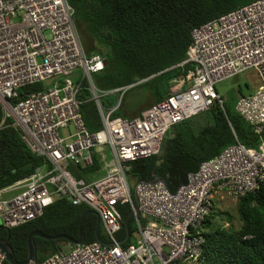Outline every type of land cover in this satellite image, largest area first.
Here are the masks:
<instances>
[{"label": "built area", "instance_id": "2783aa9c", "mask_svg": "<svg viewBox=\"0 0 264 264\" xmlns=\"http://www.w3.org/2000/svg\"><path fill=\"white\" fill-rule=\"evenodd\" d=\"M74 16L67 0H0V130L12 119L29 150L44 160L30 177L0 189V225L19 227L66 199L98 215L107 242L70 244L41 264H199L215 196L228 193L239 201L264 184V141L258 149L228 147L174 194L162 180L133 179L131 164L158 156L174 125L217 103L223 107L218 84L249 71L261 85L237 102L236 111L263 132L264 0L193 30L179 65L190 69L171 82L167 99L133 118L115 116L122 97L115 108L104 106L105 98L129 87L98 89L93 75L105 70L106 58L85 52ZM40 83L48 89L18 101L22 88ZM84 91L102 119L97 132L87 129L81 113ZM120 204L130 205L138 231L137 241L126 235L128 247L118 238L125 231Z\"/></svg>", "mask_w": 264, "mask_h": 264}, {"label": "trees", "instance_id": "16d2710c", "mask_svg": "<svg viewBox=\"0 0 264 264\" xmlns=\"http://www.w3.org/2000/svg\"><path fill=\"white\" fill-rule=\"evenodd\" d=\"M254 1L67 0L75 9L76 28L80 26L85 36L95 41L92 53L96 50L106 58L105 70L95 74L97 78L93 80L98 89L110 91L133 86L126 91L116 117H125V98L133 90H143L144 95L152 97L153 104L167 99L171 95V82L190 69L179 65L187 59L193 30ZM48 87L45 83L26 86L20 90L18 101ZM245 96L248 95L240 87L230 98L222 96L223 107L217 103L208 111L174 125L158 156L131 164V177L138 182L162 180L174 194L187 184L190 173L197 172L203 163L220 156L228 147L240 143L258 149L264 141V130L256 133L236 111L237 102ZM90 97L88 91L80 96L84 101L81 113L87 129L97 132L103 124L96 104L88 101ZM108 103L111 102L103 101L104 106ZM143 110L135 116H140ZM2 119L0 108V124ZM11 124L9 119L0 130V189L30 177L44 163L43 158L29 150ZM118 209L126 223L131 214L130 205L120 204ZM213 211L204 224L206 242L199 264H264V184L238 201L239 229L214 228ZM82 219L85 244L107 242L101 226L97 238L98 217L91 208L74 206L60 198L31 222L16 228L0 225V241H8L14 259L23 263L29 256L28 241L33 232L79 240ZM129 229L132 237L137 234L134 219L129 220ZM118 238L124 247L131 244L124 242V230ZM34 240L37 264L70 245L65 240L48 241L39 237Z\"/></svg>", "mask_w": 264, "mask_h": 264}, {"label": "rangeland", "instance_id": "374dc122", "mask_svg": "<svg viewBox=\"0 0 264 264\" xmlns=\"http://www.w3.org/2000/svg\"><path fill=\"white\" fill-rule=\"evenodd\" d=\"M77 31L85 52H92L94 49L93 45L95 44V41L91 37L85 36V33L82 31L80 26H77ZM94 53H96V50L94 51ZM96 78L97 75H93V80ZM260 85L261 81L258 78V74L255 71H249L218 84L217 91L221 94V96H224L227 99L230 98L233 94L237 93L240 87L244 90L246 95H249L256 92ZM103 92L107 93L110 91ZM124 95H111L105 98L104 102H111L108 103L106 107H108L109 109L115 108L118 105V98L120 99L122 97L124 101ZM152 104L153 99L150 95H144V91L141 89L133 90L125 98V117L132 118L139 111L145 108L147 109ZM127 109L131 110L129 111ZM112 159L113 158L111 156L109 158V163L112 161ZM214 208V228L223 227L225 229L232 228L235 230L240 228L241 221L238 214V201L234 197H232L228 193L216 195L214 198ZM138 239V234H134L133 240L137 241Z\"/></svg>", "mask_w": 264, "mask_h": 264}, {"label": "water", "instance_id": "95a60500", "mask_svg": "<svg viewBox=\"0 0 264 264\" xmlns=\"http://www.w3.org/2000/svg\"><path fill=\"white\" fill-rule=\"evenodd\" d=\"M132 87L133 86H131L129 88H132ZM97 217H98V215H97ZM132 218H133V214H130L129 219L126 221L125 227H124L125 233L127 235V239L130 236L129 220ZM83 222H84V219H82L80 222V239L79 240H74V239H71L67 236H47V235L43 234L42 232H33L30 235L29 241H28L29 256H28L27 261H25L23 263H20L14 259L13 255H12V250H11V247L9 246L8 241H0V251L5 255L6 261L8 264L36 263L37 262V247H36L35 240H34L35 237H39V238H42V239H45L48 241L65 240V241H67L70 244L75 245V246L84 245L85 244V235H84V231H83ZM100 225H101V220L98 217V225H97V229H96L97 238L99 237ZM126 240L124 242H126Z\"/></svg>", "mask_w": 264, "mask_h": 264}, {"label": "crops", "instance_id": "0c3cea01", "mask_svg": "<svg viewBox=\"0 0 264 264\" xmlns=\"http://www.w3.org/2000/svg\"><path fill=\"white\" fill-rule=\"evenodd\" d=\"M87 54H88V55H91V54H93V53H92V52H87ZM143 111H144V110H143ZM133 117H137V116H133ZM133 117H132V118H133Z\"/></svg>", "mask_w": 264, "mask_h": 264}]
</instances>
